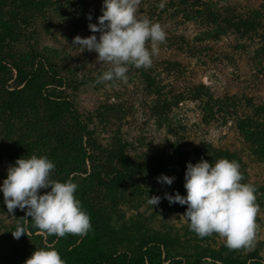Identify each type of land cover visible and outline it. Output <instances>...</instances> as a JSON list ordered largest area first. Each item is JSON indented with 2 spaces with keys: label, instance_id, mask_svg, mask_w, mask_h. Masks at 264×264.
Returning a JSON list of instances; mask_svg holds the SVG:
<instances>
[{
  "label": "trees",
  "instance_id": "16d2710c",
  "mask_svg": "<svg viewBox=\"0 0 264 264\" xmlns=\"http://www.w3.org/2000/svg\"><path fill=\"white\" fill-rule=\"evenodd\" d=\"M66 3L76 8L78 2ZM80 5L81 8H76L81 11L80 15L88 14L91 16L89 21L96 24L97 17L102 15V5L98 9ZM55 6L61 9L63 17L75 14L55 0H0V152L10 165L18 158L33 154L47 156L55 165L52 179L71 180L78 185L75 196L90 217L91 230L84 237L48 235L32 227L31 217H25L24 210L14 209L9 231L0 235V264H24L35 249L46 247L55 248L66 264H246L237 249L225 245L217 250H188L179 258L178 253L173 254L176 245L180 244L177 237L154 233L136 236L137 242L132 243L135 233L126 226L113 224L112 213L119 199H123L118 188L127 185L129 176L133 172L139 173V169L134 170L125 157L124 145L97 148L92 124H88V118H81L70 95V90L77 87L76 82L59 76L32 46H29L32 51L20 47L38 17ZM138 11L141 18L158 22L163 29L167 18L181 15L189 20L200 29L199 36L193 38L195 44L205 43L195 47L198 53H209L206 42L226 36L241 45L242 51L245 47H254L248 60L264 76V0L256 8L243 12L234 3L220 7L211 0H140ZM180 44L193 49L184 42ZM139 70L146 76L145 81L153 88L152 92L161 94V122L179 103L192 99L198 103L203 117L233 122L249 154L264 165V103L255 104L251 99L237 95L215 97L204 86L177 94L164 86L156 90L150 69L146 71L141 67ZM169 101L172 104H168ZM167 130L168 152H161L157 165L161 174L177 176L178 180L169 187L173 195L177 192L186 194L183 184L188 162L195 164L203 158L215 163L226 158L237 161L240 167L243 164L237 152L207 143L196 146L188 155L183 142L173 135V127L167 125ZM95 151L99 152L96 153L99 157L102 155L103 162L96 157ZM47 191L50 188L40 189L38 194ZM262 191L263 188H256L255 202L259 207L262 206L259 196ZM177 207V203L172 205V208ZM17 224L27 228L26 235L19 239L11 234ZM189 238L200 239L195 233Z\"/></svg>",
  "mask_w": 264,
  "mask_h": 264
},
{
  "label": "rangeland",
  "instance_id": "374dc122",
  "mask_svg": "<svg viewBox=\"0 0 264 264\" xmlns=\"http://www.w3.org/2000/svg\"><path fill=\"white\" fill-rule=\"evenodd\" d=\"M55 1L61 2L63 7L70 8L75 14L63 17L61 9L56 6L45 11V15L39 16L36 24L27 31V38H24L20 47L25 51H32L33 48L39 57L49 62L59 76L76 82L77 87L70 90V95L81 118H88V124H92L97 148H111L122 144L125 147V157L133 169H139V173L133 172L129 176L127 185L118 188L120 198L123 199H119L112 213L113 224L126 226L130 232H134L132 243L137 242L136 236L144 237L154 233L177 237L180 244L176 245L173 254L178 253L179 258L187 254L188 250H217L225 245V238L216 233L198 241L191 240L189 237L194 232L189 230L188 221L183 216L187 206L177 203L178 207L172 208L175 203L169 204L164 198L165 193H172L169 192L170 185L157 182L156 177L161 175L157 162L161 152H168L167 125L168 128L171 125L175 138L183 142L186 154L191 155L194 148L203 143L237 152L243 161L240 167L243 183L263 188L259 195L262 206H258L255 218L257 230L254 247L237 250L246 264H264V165L256 162L249 154L233 122L203 117L198 103L192 99L179 103L169 115L164 116L165 123L161 122V94L152 92L153 88L145 81L146 76L132 65L128 67L125 81L96 83L97 78L111 65L98 62L95 52H81L78 46L72 44V40L77 35L82 38L96 35L99 39L100 33H92L88 28L91 23L87 18L88 14L82 16L81 11L76 8L82 3L91 9H98L102 0ZM67 1L78 2L76 8L67 5ZM211 1L220 7L234 3L241 12L256 8L261 2ZM163 26L166 39L157 44L158 52L152 57L151 67L146 69H150L154 89L161 90V86H164L177 94L204 86L215 97L237 95L247 97L255 104L264 103V76L248 60L254 47H245L242 51L241 45L226 36L206 42L210 47L209 53H198L195 47L205 43L195 44L193 38L199 36L200 29L189 20L186 21L179 15L177 18H167ZM181 42L193 49H187ZM146 47H150V42H146ZM168 104L172 103L169 101ZM1 152L0 184L6 178L7 168L10 166ZM96 153L99 152L95 151L98 158ZM99 158L103 162L102 155ZM166 176L175 177L173 183L178 180L174 174L168 173ZM125 186L128 188L126 191ZM153 195L160 196L161 200L152 207L147 199ZM12 218L13 213H8L0 192V235L9 231ZM129 242L130 240L127 241Z\"/></svg>",
  "mask_w": 264,
  "mask_h": 264
},
{
  "label": "clouds",
  "instance_id": "9594fccd",
  "mask_svg": "<svg viewBox=\"0 0 264 264\" xmlns=\"http://www.w3.org/2000/svg\"><path fill=\"white\" fill-rule=\"evenodd\" d=\"M140 0H102V15L88 28L96 35L75 36L72 44L97 53V61L111 67L100 75L96 83L125 81L129 65L149 68L158 52L157 44L166 39V32L158 22L141 18ZM163 4H161V7ZM91 20V16L87 17ZM150 42V47H146ZM54 163L47 156L35 154L15 160L7 168L6 178L0 184L4 204L9 214L21 209L31 217L32 227L56 237L66 234L84 237L91 230L89 215L82 209L75 193L78 185L71 180L60 182L51 178ZM240 165L235 160L221 158L209 163L201 158L195 164L188 162L184 173L185 195L164 194L169 204L186 205L183 214L189 230L198 237L219 234L229 249H250L256 239V188L241 183ZM157 182L171 185L175 177L161 174ZM38 194L40 189H48ZM160 196H148L147 203L158 205ZM27 220V219H25ZM27 228L17 224L13 238L26 235ZM24 264H66L55 248H40Z\"/></svg>",
  "mask_w": 264,
  "mask_h": 264
}]
</instances>
